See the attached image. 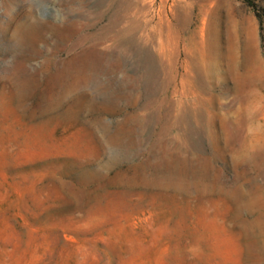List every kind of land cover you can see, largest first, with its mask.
I'll return each instance as SVG.
<instances>
[{
    "label": "rangeland",
    "instance_id": "374dc122",
    "mask_svg": "<svg viewBox=\"0 0 264 264\" xmlns=\"http://www.w3.org/2000/svg\"><path fill=\"white\" fill-rule=\"evenodd\" d=\"M0 264H264V0H0Z\"/></svg>",
    "mask_w": 264,
    "mask_h": 264
},
{
    "label": "bare ground",
    "instance_id": "6f19581e",
    "mask_svg": "<svg viewBox=\"0 0 264 264\" xmlns=\"http://www.w3.org/2000/svg\"><path fill=\"white\" fill-rule=\"evenodd\" d=\"M113 22V21H112ZM115 22V21H114ZM117 23V22H116ZM125 23V22H124ZM114 25V24H113ZM129 30V29H128ZM129 34V33H128ZM98 47V46H97ZM101 57V56H100ZM107 58V57H106ZM115 59V58H114ZM107 61V60H106ZM115 61H116V59H115ZM113 63H114V61H113ZM115 64V63H114Z\"/></svg>",
    "mask_w": 264,
    "mask_h": 264
}]
</instances>
